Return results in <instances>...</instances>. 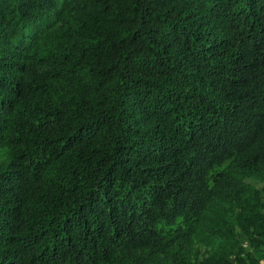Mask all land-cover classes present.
<instances>
[{"label": "trees", "instance_id": "obj_1", "mask_svg": "<svg viewBox=\"0 0 264 264\" xmlns=\"http://www.w3.org/2000/svg\"><path fill=\"white\" fill-rule=\"evenodd\" d=\"M0 149V264H257L264 0H0Z\"/></svg>", "mask_w": 264, "mask_h": 264}, {"label": "rangeland", "instance_id": "obj_2", "mask_svg": "<svg viewBox=\"0 0 264 264\" xmlns=\"http://www.w3.org/2000/svg\"><path fill=\"white\" fill-rule=\"evenodd\" d=\"M7 159V154L5 150L0 149V169L4 166ZM247 182L252 189L258 190L260 192L261 204L264 205V184L259 182L255 178L248 179ZM211 243V242H210ZM214 245V243L212 242ZM216 246V243H215ZM198 253L204 255L209 249L206 244H197ZM241 248L243 249V257L250 259L251 257L257 264H264V245H253L252 241L249 239H242Z\"/></svg>", "mask_w": 264, "mask_h": 264}]
</instances>
